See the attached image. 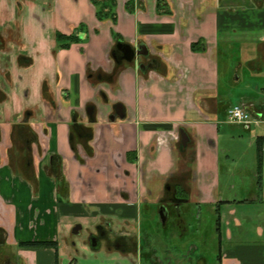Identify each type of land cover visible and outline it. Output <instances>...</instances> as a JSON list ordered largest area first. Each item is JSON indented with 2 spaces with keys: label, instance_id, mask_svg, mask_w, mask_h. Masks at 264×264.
I'll list each match as a JSON object with an SVG mask.
<instances>
[{
  "label": "crops",
  "instance_id": "0c3cea01",
  "mask_svg": "<svg viewBox=\"0 0 264 264\" xmlns=\"http://www.w3.org/2000/svg\"><path fill=\"white\" fill-rule=\"evenodd\" d=\"M97 2L0 0V264H172L162 241L185 243L193 207L194 235L216 218V264H264V89L219 93L221 62L231 85L242 64L261 70L264 0ZM58 32L77 41L57 49ZM119 42L134 60L114 58ZM235 104L260 123L227 119ZM178 175L182 226L153 238Z\"/></svg>",
  "mask_w": 264,
  "mask_h": 264
},
{
  "label": "rangeland",
  "instance_id": "374dc122",
  "mask_svg": "<svg viewBox=\"0 0 264 264\" xmlns=\"http://www.w3.org/2000/svg\"><path fill=\"white\" fill-rule=\"evenodd\" d=\"M242 46L244 48H247L245 50V53L247 55H251L249 54L250 49L249 48H259L258 43H253V42H247V41H243L241 42ZM227 45L226 48H237V46L240 48V44L238 45H234L232 43H227L225 44ZM263 46L264 48V44L261 45V47ZM8 50V48H7ZM255 54H257V51H255ZM247 55H245V57H247ZM258 55V54H257ZM261 59L259 60V67H261V70H251L248 66L242 64L241 68H238L237 71H239L238 73H236V75H239L241 77L242 75V81H240L239 84L237 85H231L228 84L227 82H225L224 77L226 75H229L231 73V68L226 67V64L221 62L220 65V75H221V83L219 86V93L220 96L224 99L229 98L232 102L235 103H239L240 101H242L243 98H247V97H257L260 93L263 92L264 89V58L262 55H260ZM229 65H237V63L231 62L228 63ZM8 65V62L6 63V66ZM233 72V71H232ZM259 88V90H258ZM227 119H229V115L226 117ZM254 131L255 132H259L260 134L264 133V127H257L256 125H253ZM239 148L241 149V151L243 150H247V153L249 156L251 157H255L256 156V148H249V146L246 144L243 145L241 144L239 146ZM237 149V148H236ZM193 221L191 223V219H189V227L191 229V231L187 234L186 238H185V243L182 240H177L174 243L172 242H165L162 241L163 244V248L162 249H168V252H161V254H167V259L170 260V262L172 264H194V262L197 261V257L204 255V257H206L207 259V264H216L217 261V246L214 243V240L216 238V218L213 219V225L212 227L209 226V224L203 228V236H197L194 235V224L196 223L197 219H195V216L197 217L198 215V208L195 209L193 207ZM157 217H160V212L159 210L156 213ZM203 218H205L204 213H203ZM206 225V224H205ZM193 229V231H192ZM214 230V231H213ZM153 238H160L161 236L159 234H156L155 231L153 233ZM204 240L203 243H201V241ZM196 243V241H199L201 247L199 250H196L194 252H189V250L191 249L192 243L191 242ZM182 242V243H180ZM190 242V243H189ZM217 242V241H215ZM198 244V243H197ZM158 248V247H157Z\"/></svg>",
  "mask_w": 264,
  "mask_h": 264
},
{
  "label": "flooded vegetation",
  "instance_id": "af4514ba",
  "mask_svg": "<svg viewBox=\"0 0 264 264\" xmlns=\"http://www.w3.org/2000/svg\"><path fill=\"white\" fill-rule=\"evenodd\" d=\"M114 56H115L114 58H116L117 61L119 62L120 61L119 58L122 59L123 55L122 54L117 55L115 52ZM120 111H121V107L117 106L114 112L119 113ZM186 172L187 171H185V173ZM180 176L181 175L171 177V180L165 186V190L163 191V195L161 196V198H159V202L157 203V208L160 212V217L158 216L160 224H159V226L155 227V233L159 234L163 237H165V236L167 237V235L171 232V231H168L169 233L163 234V229L167 230V229L171 228V227H169L170 223L171 224L175 223L176 226L177 225L182 226V225H180V222L182 220V217H181L182 213L179 212V209L176 206L180 207L183 203H185V202L187 203V200L189 199V197H188L189 190L187 189V187L184 184L181 183L182 178ZM179 178H181L180 181L178 180ZM190 216L192 217L191 212L189 213V217ZM166 218H167V221H166ZM107 234H108V230L100 231L99 235H95L92 237V239H91L92 244L97 243L99 240V237H101L103 235H107ZM157 251L158 250H156V249L150 250V253H151L150 257L151 258H158L159 252H157ZM164 252L167 253L168 249H165ZM137 253H138V255L141 256V254L143 253V252H141V248H139L137 250ZM166 253H165V256L167 257Z\"/></svg>",
  "mask_w": 264,
  "mask_h": 264
},
{
  "label": "trees",
  "instance_id": "16d2710c",
  "mask_svg": "<svg viewBox=\"0 0 264 264\" xmlns=\"http://www.w3.org/2000/svg\"><path fill=\"white\" fill-rule=\"evenodd\" d=\"M91 1L93 3H95V4H98L97 0H91ZM113 3H115V1ZM109 6L110 5L99 4V9L97 11V14L99 15L100 18H103L104 12L105 11L107 12L109 10ZM110 17L113 19V21H115L116 20V12L115 11L112 12ZM77 37L78 36L76 34H72V35L67 36V35H65V34H63L61 32H58L57 33V37H56V39H57V49H59V48H69L72 43L77 41ZM193 47H194V45H193ZM73 131H74V129H73ZM73 131L71 133V136H72V134L74 135ZM29 244H40V245L47 246V245H53L54 242H52V241H41V242H36V243L32 242V243H29Z\"/></svg>",
  "mask_w": 264,
  "mask_h": 264
},
{
  "label": "built area",
  "instance_id": "2783aa9c",
  "mask_svg": "<svg viewBox=\"0 0 264 264\" xmlns=\"http://www.w3.org/2000/svg\"><path fill=\"white\" fill-rule=\"evenodd\" d=\"M229 119L234 122L249 125L259 124L260 119L255 118L243 104H235L228 111Z\"/></svg>",
  "mask_w": 264,
  "mask_h": 264
},
{
  "label": "water",
  "instance_id": "95a60500",
  "mask_svg": "<svg viewBox=\"0 0 264 264\" xmlns=\"http://www.w3.org/2000/svg\"><path fill=\"white\" fill-rule=\"evenodd\" d=\"M117 48L122 52V59L126 61L134 60L135 56L139 54L136 48L124 42H119Z\"/></svg>",
  "mask_w": 264,
  "mask_h": 264
}]
</instances>
